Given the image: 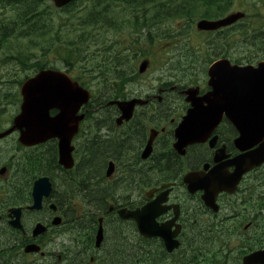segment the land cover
I'll use <instances>...</instances> for the list:
<instances>
[{
	"label": "flooded vegetation",
	"instance_id": "af4514ba",
	"mask_svg": "<svg viewBox=\"0 0 264 264\" xmlns=\"http://www.w3.org/2000/svg\"><path fill=\"white\" fill-rule=\"evenodd\" d=\"M223 2L227 5L223 11L230 14L234 0ZM226 32L227 40L221 42L223 49L231 44L233 25ZM117 81L120 89L115 93L119 101L141 97L131 76H120ZM169 91L161 87L156 94L147 96L149 106L136 107L132 118L119 125L116 119L121 113L116 107L110 121L90 125L92 113L105 111L106 107L89 104L84 110L83 125H79L75 135L71 134V170L58 164L59 133L40 146L44 149L35 158V166L29 163L31 155L26 153L31 151L16 144L15 134L0 139V264H108L110 260L105 262L102 258L111 254L110 234L116 230L120 233L121 225H130L131 233L124 237L133 241L132 248H137L142 240L133 221L122 220L118 212L140 209L164 193H168L165 206H178L179 248L175 254L185 250L187 242H197L199 252L218 251L226 258L223 264H242L254 252H262L264 261V163L243 174L233 188L231 184L233 191L218 193L214 207L206 208L201 200L203 191L188 194L183 178L188 173L211 171L214 181H229L235 173L233 160L242 153L234 145L238 133L223 118L205 143L190 145L179 156L173 149L178 125ZM187 108L183 102L181 112ZM8 126L0 125V134ZM12 137L16 144L14 153L10 148ZM148 145L149 153L145 155ZM96 147L100 153L92 156ZM50 157L54 175L63 184L60 188L53 173L47 171ZM40 178H46L52 189L39 209H31L33 184ZM83 178L85 195L89 194L91 201L72 196ZM106 190L108 194L103 199L96 196ZM173 218V210H168L156 221L160 225ZM100 228L103 234L96 244ZM147 242L152 264L156 257H169L159 239Z\"/></svg>",
	"mask_w": 264,
	"mask_h": 264
},
{
	"label": "water",
	"instance_id": "95a60500",
	"mask_svg": "<svg viewBox=\"0 0 264 264\" xmlns=\"http://www.w3.org/2000/svg\"><path fill=\"white\" fill-rule=\"evenodd\" d=\"M52 1L57 7H61L71 0ZM223 23L226 22L217 24L201 22L197 27L200 30H211ZM146 67L147 63H142L139 73H143ZM208 77V84L212 91L203 99H197L192 94L194 90H189L187 93L191 108L176 130V149L179 152L189 143L199 140L203 132L206 136L219 121L221 113H225L234 120L239 130L244 127V124L237 121L238 118L242 119L247 115H255V120L259 115L263 118L264 64L260 63L254 69L249 66H230L227 62L221 61L210 67ZM20 95L22 99L20 113L14 118L11 131L19 130L20 142L28 146L45 141L64 125H78L82 116L76 114L79 108L89 100V93L66 75L51 71L40 72L25 81L20 88ZM203 102L206 103L205 106ZM117 105L123 115L122 118L128 119L135 102L124 103V105L117 103ZM51 110H58V114L50 117ZM66 147V144H62L61 150L64 151ZM62 164L70 168V156L66 157ZM44 185L46 180H39L34 186L33 209L38 207L42 194L48 191V186ZM138 224L141 232L148 236L147 224L141 221Z\"/></svg>",
	"mask_w": 264,
	"mask_h": 264
},
{
	"label": "rangeland",
	"instance_id": "374dc122",
	"mask_svg": "<svg viewBox=\"0 0 264 264\" xmlns=\"http://www.w3.org/2000/svg\"><path fill=\"white\" fill-rule=\"evenodd\" d=\"M252 2V0H246V3ZM259 3V2H258ZM48 5H50L48 3ZM256 6V4H254ZM202 6V5H200ZM260 6V5H258ZM46 7H48L46 5ZM154 6H151V8H153ZM206 10H198L197 14L201 15L202 13L204 14ZM53 12H55L52 9L49 8V14L51 19L56 20L53 22L54 24V28H58L59 31V35L60 37H62L65 40L70 39V37L73 36H79L82 40L79 43L78 48H76V51L80 52V56L78 58H74V63H77L78 67H84L87 68L88 70H91L93 67V64H96L97 60H100V54H101V50L104 49V43L106 38L105 34H109V37L112 43V48H114V54H113V59L115 61L116 66H118V73L121 74L120 71H124L127 73H130V70H127V67H129V69H131L132 67L134 68V71L137 74V69L139 64L141 63V61H143L144 59V55H143V48L145 47V45L136 42L135 40H133L132 42L129 43V41L131 40V38H134L135 36L132 35L131 33V29L129 28H124V29H120V31H101L97 30L95 32L94 30V26L90 27L88 29L85 30V25L81 26L82 24V16L83 14H78L77 17L72 16L70 14H72V12L69 13H59V12H55L56 14H54ZM257 12V11H255ZM250 14H254L251 12H249ZM264 11H262L263 15ZM54 14V15H53ZM37 17L40 18L39 20V25H44L43 24V18H41L39 15L37 14H33ZM70 15V16H68ZM10 17H12V11L9 8H3L2 6H0V20L2 21H7ZM212 17V16H209ZM74 18H76V21ZM122 18L124 19L125 16L124 14H122ZM206 19V18H205ZM58 21V23H57ZM194 20L191 18L189 19V21L187 22L185 19L184 20H180L179 18H177L176 20L173 21H157L155 23V26L153 27V29L150 30V33L153 37H155V40H159L158 43H160L159 45H155L152 46L151 48L149 47L148 49L146 48V52H148L149 56H150V60H151V64H150V68L148 69V73L146 74L145 77L139 78L137 81V85H136V89L137 92L140 95H143V97L147 96L146 94H150V89H154V93L157 91L156 85L158 83H160L159 81H163V77L164 76H170V75H180V76H189L188 74L193 73L192 75H194L195 80L199 79L204 65L202 64L201 61H197L196 63L193 62V60L188 59L186 56H184L183 51L187 50V48H185V39L181 40L178 37V33L180 29H183L184 27H187V24L193 25V30L194 32H196L195 27H194ZM193 22V23H192ZM259 22L261 23V21L259 20ZM57 23V24H56ZM260 23H258V25H254V26H250L247 31L248 32H252L254 31V27L261 25ZM264 25V22H263ZM99 27V26H98ZM53 28V30H55ZM84 28V29H83ZM100 28V27H99ZM98 28V29H99ZM74 29V30H73ZM73 32V31H76ZM264 30V28H263ZM85 31V36L84 33H81ZM127 31H130L129 33ZM105 33V34H104ZM145 33V32H144ZM197 33V32H196ZM65 34H67L66 36H64ZM71 35V36H70ZM239 37L243 40L244 39V35L238 32ZM91 37V38H90ZM168 37V38H167ZM74 38V37H73ZM86 38V39H85ZM89 38V39H88ZM75 39V38H74ZM264 39V37H263ZM180 40V41H179ZM177 46H175V48H172V43L177 42ZM189 41L190 43L186 42L187 46L191 47V46H197L198 43L201 42V40H199L198 43L192 41L189 37ZM258 40L255 41V43ZM115 42H117L115 44ZM181 42V43H180ZM212 42V41H211ZM22 43H24V40L22 41ZM22 43L17 42V45H20ZM254 43V44H255ZM183 44V46L181 45ZM253 44V47H254ZM23 45V44H22ZM44 45V44H43ZM183 50H182V47ZM180 47V48H179ZM244 49V47H242ZM39 49V48H38ZM255 50V53L258 52V54L260 56H264V53L262 55V53H260L261 51H264V49H257V48H252ZM212 51L214 54H221L222 53V49L219 48L217 45L212 47ZM39 52L40 49H39ZM242 52V51H240ZM239 51H236L235 56H239L241 57V53ZM247 52L246 49L243 50V53ZM5 56L3 53L0 52V59H2V57ZM248 57H250V54L248 52ZM167 58H171L172 60H178L176 61L177 64H173L170 65L168 67V71L165 70L166 66H164L162 64V60L163 59H167ZM46 61L47 63H50L51 65H54L56 68L60 69V70H66L65 66H63V64H61L58 61V58L56 56L55 53H49L46 56ZM200 65V66H199ZM78 67L76 66H71L70 68V72L74 71V70H79ZM75 72V71H74ZM13 73V69L10 70L8 66H4L1 62H0V80L2 79H8V77H18L20 79L24 78L25 75H29L32 73V70H28L25 72H16V74H14V76L12 75ZM77 75V74H76ZM111 76H108L110 78H113ZM89 81V88L91 90H101V92H99V98L96 99V101L100 104H103L104 100L109 99L110 97H113L115 95L114 91L104 82H102L103 80L100 79H96V78H87ZM5 87V86H4ZM4 87L2 88V90L0 92L3 91ZM130 88V87H129ZM89 89V90H90ZM13 93V92H12ZM11 94L8 95H4V97H7L5 100H3V102H7L8 105L7 106H1L2 107V112L0 113V118L2 119V121L0 122V125H9V120L10 117L12 118L14 115H16V110L19 107V103L18 104H9V102L11 101V98L9 97ZM152 93V94H154ZM1 102V101H0ZM179 102L177 101V106H178ZM156 103L153 102V106H155ZM156 108V107H154ZM175 109V108H174ZM101 117V118H100ZM110 117V112L108 110H101V111H96L92 120L94 121L95 124L100 123V120L104 123H106L107 121H110L111 119H109ZM93 121H91V125H93ZM108 125V124H107ZM163 125H165L163 123ZM102 146V145H100ZM104 148V147H102ZM108 148H112V145L108 146ZM110 151V150H108ZM100 153V149H98V147H96L93 150L94 155L92 156H96L97 154ZM92 165V164H91ZM88 168V164L87 166H85V168ZM93 167V166H92ZM55 180L57 182V188H60L61 186H63V184L60 182V180L58 178H56L55 176ZM99 193H97L98 195ZM75 197L77 198V195L75 194ZM81 197V195H80ZM114 229V226H113ZM126 232L130 231L128 229H125ZM115 232V230H114ZM126 232L124 233L123 231H121L120 233H118V231L116 230V233H111V243L109 244V246H113L111 248L114 249V246H120V248L116 249V251H114L113 253L108 254V258L107 255L103 256V259H107V260H111L108 262V264H120L124 261V259L127 257V253L129 251L135 250L137 251L136 248H132V243L133 241H131V239L129 238H125L124 235H126ZM119 239V241H118ZM197 242H193L192 246H195V248H197ZM108 246V247H109ZM116 248V247H115ZM123 248L125 251H122ZM126 253V254H125ZM122 256V257H121ZM117 259V260H116ZM113 260V261H112ZM153 262V264H161L162 260H156ZM146 261V260H145ZM210 262V259H209ZM149 264H152L151 261L148 260ZM147 263V264H148Z\"/></svg>",
	"mask_w": 264,
	"mask_h": 264
},
{
	"label": "trees",
	"instance_id": "16d2710c",
	"mask_svg": "<svg viewBox=\"0 0 264 264\" xmlns=\"http://www.w3.org/2000/svg\"><path fill=\"white\" fill-rule=\"evenodd\" d=\"M186 1L190 2L191 0ZM42 2H46V0H0V6H2L3 8L7 7L12 11V17H10L7 21L0 20V50L5 48L8 53V55L6 56V62L14 63V65L19 69L21 68V72L22 70H24L25 72L28 68L34 70L37 68H41L40 64L42 63V61L41 63L40 61L35 62L36 56H40L39 59H42L46 57V51L55 53L59 60H63L65 54L67 53L65 59L66 65L67 63H74V58H78L80 56V52L76 51V48H78L79 43L82 39L79 36H73L75 39L73 37H70V39L68 40L60 37L58 28L56 29L53 27V22L56 20L51 19L49 9L44 7L42 9L40 8V4H42ZM182 11V16L187 17V19H190L192 17L191 14L193 12V9L187 12H184V10ZM33 14H37L41 18H43L44 25L40 26V18ZM96 21L97 20L95 19V15L90 14L86 18H83L82 24L83 26H87V24L95 23ZM101 25H103V23L100 24V26ZM53 28L55 30H53ZM73 32L78 33L77 31ZM66 35L67 34H65L64 36ZM255 38H258L255 39L258 41L254 44V48L259 49L260 47V49H264V39L258 36H256ZM23 40L24 43H22ZM17 42L22 43L23 45H17ZM38 48L41 52H39ZM260 53H262L263 55L264 51H261ZM68 60L69 62H67ZM103 67H105L106 69V71L103 70L105 74L114 72V65L105 64L103 65ZM47 161L53 168L52 158H48ZM81 186L78 189H80ZM85 193L86 191H82V199L85 198L86 201H91V196L88 193V195H85ZM102 195H104V193H100L98 195L96 194V196L103 199L104 196ZM122 231L124 233L126 232L125 229H122ZM126 233H129V231ZM111 247V253L116 251L117 248H120V246H114V249ZM121 249L122 251H125L123 248ZM142 259L143 255L135 250H132L127 253V257L120 264H147V261H142Z\"/></svg>",
	"mask_w": 264,
	"mask_h": 264
},
{
	"label": "bare ground",
	"instance_id": "6f19581e",
	"mask_svg": "<svg viewBox=\"0 0 264 264\" xmlns=\"http://www.w3.org/2000/svg\"><path fill=\"white\" fill-rule=\"evenodd\" d=\"M91 15H95V19L97 20L95 23H90V24H87V27H91V26H94V28H97L98 26H100V24L104 23L106 20H107V17H108V12L106 11H101L99 13H96V14H91ZM101 111V110H100ZM110 112V118L113 117V113L111 111ZM112 119V118H111ZM94 120V119H93ZM49 164V163H48ZM87 166V165H85ZM49 169L51 170V172L53 173L54 175V169L51 167V165L49 164ZM56 176V175H54ZM57 178V177H56ZM85 182V179L83 178V183ZM189 184V183H187ZM82 191H86L85 188H84V185L82 184L81 188L78 189V190H75L74 191V194L72 195L74 198L75 197V194L77 195V198H79L81 201H86L85 198L82 199L83 195H82ZM103 193V192H102ZM100 194V193H99ZM107 193V190H106V193H104V195L102 196H105ZM81 195V197H80ZM91 205V204H90ZM96 212V211H95ZM99 213V212H98ZM90 215V214H89ZM73 231V230H72ZM113 251V250H112ZM122 257V256H121ZM117 260V259H116ZM111 261V260H110ZM113 261V260H112Z\"/></svg>",
	"mask_w": 264,
	"mask_h": 264
}]
</instances>
